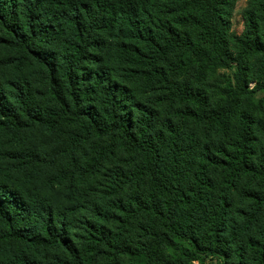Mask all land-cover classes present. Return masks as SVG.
I'll list each match as a JSON object with an SVG mask.
<instances>
[{"label":"trees","instance_id":"trees-1","mask_svg":"<svg viewBox=\"0 0 264 264\" xmlns=\"http://www.w3.org/2000/svg\"><path fill=\"white\" fill-rule=\"evenodd\" d=\"M235 5L0 0V44L36 70L43 88L36 93L29 79L20 88L25 108L19 110L0 85V131L41 127L53 142L46 162L57 167L69 157L78 171L57 177L59 185L72 183L65 204L33 189L30 174L24 185L0 179V242L61 252L53 254L59 264H90L82 247L102 244L127 264H194L207 257L264 264V150L257 148L258 120L243 109L264 91V0H254L241 35L231 33ZM170 63L192 72L209 92L172 82L164 70ZM222 71L232 75L221 77ZM136 82L167 85L165 101L182 105L185 120L205 137L180 142L173 126L161 128L155 108L131 88ZM210 133L217 142L206 139ZM117 152L133 157V177L122 181L113 167L107 184L92 188ZM189 153L194 159L188 168ZM244 180L254 186L240 187ZM128 188L116 206L107 202ZM84 212L90 218L81 246L71 227ZM108 225L135 233L134 240L112 242Z\"/></svg>","mask_w":264,"mask_h":264},{"label":"rangeland","instance_id":"rangeland-1","mask_svg":"<svg viewBox=\"0 0 264 264\" xmlns=\"http://www.w3.org/2000/svg\"><path fill=\"white\" fill-rule=\"evenodd\" d=\"M253 2L254 0H236L235 8L231 12L230 17L231 33L241 35L244 32L246 14L254 6ZM1 36H3L2 33H0V37ZM164 70L172 82L176 81L180 85H192L193 87H199L202 91L209 92L208 85L197 83L192 72L179 69V66L175 63L164 66ZM220 74L221 77H227L232 75V72L222 71ZM29 79L32 80L34 91L40 93L43 88L36 70H34L28 62L26 63L15 51L0 44V85L4 87L7 93H10V95L14 97L11 98V102L16 105L19 110L25 108V105L19 102V97L23 93L22 90H24L20 88H22ZM130 86L135 91L137 90L138 94L141 93L140 97L145 103H149L155 108L158 116V124L160 127L163 125L161 128L173 126L176 133L175 139L182 142L184 137H189V139L192 140V142L189 143L193 144L195 141L205 137V133L202 129L196 127L191 120H185L186 117L183 113L184 109L182 105H173L165 101L168 96V89H166L168 88L167 85H156L150 88L145 82H136L130 84ZM249 87L253 89L255 83H250ZM243 109L258 120L256 121L257 124L255 127V137L258 142L257 148L264 150V91L258 92L252 102H245ZM206 139L211 142H217L216 136L211 133L206 135ZM52 146V138L48 132L38 126L27 128L20 132L0 131V179L16 183L17 185H24L28 180V174H30V180L28 181L33 189L42 192L44 195L56 198V202L60 201L62 204H65L63 201L70 196L73 190L71 188L72 183L59 185L57 177L62 172L71 174L72 172L77 173L78 171L72 168L71 164H73V160L69 157L64 158L57 167H52L46 162V156L51 151ZM93 147L94 143L84 146L87 153L91 152L90 148L93 149ZM83 155V151H81L75 157L82 159L81 157ZM180 158L182 160L183 156L181 155ZM193 159V153L185 155L184 160L188 164V168L190 167V163H193ZM134 163L133 157L122 154V152H117L115 160L111 163H107L102 172L97 175V179L93 182L92 188L99 189L104 187L107 184L106 180H109V177L106 175H109L108 171L113 167L119 168L120 173H123L121 174L120 180L125 181L126 175H130L129 178H132L135 169ZM75 184L80 186L77 179ZM253 184H250L248 180H244L240 184V187L250 185L249 187L252 188L254 186ZM130 190L129 188L125 189L122 195L111 197L107 202H111L112 206H116V204L122 200L123 196L129 194ZM88 193L90 194V190H88ZM233 199L234 208H238V197L234 195ZM101 202L104 201L102 200ZM65 207L69 208V205L66 203ZM76 217L77 221L73 222L71 227L73 230L72 236L83 246L85 243L84 222L90 217L85 212L76 214ZM115 227H117V225ZM106 228L108 237L113 240L112 242L116 240L122 241V237L125 238V236L127 240H134L135 233L131 234V236L130 234H123L121 231H116L112 225H108ZM228 228L227 238L233 240V231L230 230V224ZM4 230V227L0 226V232ZM16 245L17 244L13 242H0V264H33L34 262L40 264H59L53 255L57 253L55 251H53L52 254H47L42 250L40 251L33 248L28 249L25 247L19 248ZM82 249L90 264H127L126 262L115 260L112 250L104 244L101 246L87 245L85 248L82 247ZM19 252L23 254L20 255ZM57 254L62 256L61 252ZM194 264H221V262L216 258L207 257L204 263L195 262Z\"/></svg>","mask_w":264,"mask_h":264}]
</instances>
